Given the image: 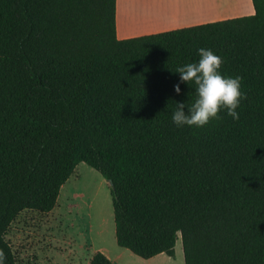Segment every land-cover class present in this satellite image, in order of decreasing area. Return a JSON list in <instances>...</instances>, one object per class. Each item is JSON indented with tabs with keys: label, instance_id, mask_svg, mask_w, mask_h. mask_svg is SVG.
<instances>
[{
	"label": "trees",
	"instance_id": "16d2710c",
	"mask_svg": "<svg viewBox=\"0 0 264 264\" xmlns=\"http://www.w3.org/2000/svg\"><path fill=\"white\" fill-rule=\"evenodd\" d=\"M255 14L118 40L116 0H0V251L18 216L48 214L79 164L110 186L119 248L185 264H264V0ZM241 77L238 121L177 128L198 49ZM89 264H114L96 252Z\"/></svg>",
	"mask_w": 264,
	"mask_h": 264
},
{
	"label": "rangeland",
	"instance_id": "374dc122",
	"mask_svg": "<svg viewBox=\"0 0 264 264\" xmlns=\"http://www.w3.org/2000/svg\"><path fill=\"white\" fill-rule=\"evenodd\" d=\"M6 239L18 264H31L35 258L38 264H44L47 258L54 259L55 264H83L88 252L82 247L86 245L104 243L110 249H118L110 185L98 172L79 164L61 188L56 208L44 215L21 213ZM62 240L71 247L64 246ZM163 259L149 262L135 257L125 264H185L180 239L174 258Z\"/></svg>",
	"mask_w": 264,
	"mask_h": 264
},
{
	"label": "crops",
	"instance_id": "0c3cea01",
	"mask_svg": "<svg viewBox=\"0 0 264 264\" xmlns=\"http://www.w3.org/2000/svg\"><path fill=\"white\" fill-rule=\"evenodd\" d=\"M210 1L116 0V37L118 40H126L255 14L252 0H212L215 6H209ZM66 242L62 240L64 246L71 247L72 244L68 245ZM82 249L88 252L83 264H89L96 252L103 253L114 264H125L126 260L136 257L119 247L110 249L104 243L89 244ZM160 258H164L165 261L169 260L165 254H160L147 261L154 262ZM66 260L68 261L69 258ZM30 263L38 264L39 261L35 258ZM44 264H55V262L54 259L47 258Z\"/></svg>",
	"mask_w": 264,
	"mask_h": 264
},
{
	"label": "clouds",
	"instance_id": "9594fccd",
	"mask_svg": "<svg viewBox=\"0 0 264 264\" xmlns=\"http://www.w3.org/2000/svg\"><path fill=\"white\" fill-rule=\"evenodd\" d=\"M199 60L176 68L179 83L174 86L176 95H181V84H195V101L189 106L186 102H175L172 123L177 128H203L212 120L220 119L225 112L232 120L238 121L237 109L245 98L241 90V77L226 76L220 71L223 58L211 49H198ZM0 264L5 257L0 251Z\"/></svg>",
	"mask_w": 264,
	"mask_h": 264
},
{
	"label": "bare ground",
	"instance_id": "6f19581e",
	"mask_svg": "<svg viewBox=\"0 0 264 264\" xmlns=\"http://www.w3.org/2000/svg\"><path fill=\"white\" fill-rule=\"evenodd\" d=\"M216 5H217V4H216ZM209 6H215L214 1L211 0V1L209 2ZM128 23H129V21H128ZM133 23H134V21H133Z\"/></svg>",
	"mask_w": 264,
	"mask_h": 264
},
{
	"label": "water",
	"instance_id": "95a60500",
	"mask_svg": "<svg viewBox=\"0 0 264 264\" xmlns=\"http://www.w3.org/2000/svg\"><path fill=\"white\" fill-rule=\"evenodd\" d=\"M108 184L111 186L112 185L111 181H108Z\"/></svg>",
	"mask_w": 264,
	"mask_h": 264
}]
</instances>
